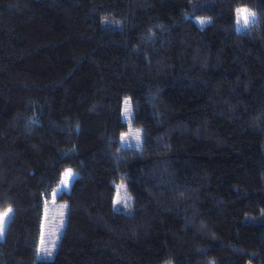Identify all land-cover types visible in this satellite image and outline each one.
<instances>
[{"label":"trees","instance_id":"16d2710c","mask_svg":"<svg viewBox=\"0 0 264 264\" xmlns=\"http://www.w3.org/2000/svg\"><path fill=\"white\" fill-rule=\"evenodd\" d=\"M240 8L254 20L238 30ZM127 126L138 148L119 145ZM64 169L76 177L41 257ZM9 209L0 264L88 251L98 264H264V0H0Z\"/></svg>","mask_w":264,"mask_h":264},{"label":"rangeland","instance_id":"374dc122","mask_svg":"<svg viewBox=\"0 0 264 264\" xmlns=\"http://www.w3.org/2000/svg\"><path fill=\"white\" fill-rule=\"evenodd\" d=\"M242 9V8H240ZM247 14V11L245 15ZM250 20V18H249ZM195 23L204 24L207 20L203 19H195ZM204 23H201V22ZM237 28L244 27L243 20L237 14ZM240 26V27H239ZM128 100L125 99L122 101V118L124 122L127 124L129 119L131 118V111ZM127 109V111H126ZM137 133L138 137L137 138ZM119 145L123 147H131V148H138L141 145V131L136 128H132L130 126L126 127V130L120 134L119 137ZM71 169H64L60 175L58 185L52 190L50 194L49 200L44 205L43 217H42V224H41V231H40V239H39V246H38V253L41 257H47L45 255V251L50 252L53 250L54 243L56 242L58 235L61 231L64 216H65V206L61 202H56L55 199L58 195L54 196L53 194L57 192L58 189L62 186V181L66 179L65 172ZM73 174L75 172L71 170ZM76 177V174H75ZM73 179L70 180L67 188L61 192L66 193L69 189L70 183ZM120 185L116 186V190ZM60 193V194H61ZM120 197V191L117 194V198ZM2 215V214H0ZM8 220V219H7ZM79 264H98V254L92 251L86 252L84 258ZM236 264H245V261L242 258L237 259Z\"/></svg>","mask_w":264,"mask_h":264},{"label":"snow or ice","instance_id":"6c2138e0","mask_svg":"<svg viewBox=\"0 0 264 264\" xmlns=\"http://www.w3.org/2000/svg\"><path fill=\"white\" fill-rule=\"evenodd\" d=\"M237 13H238V16L242 18V20H243V24H244L245 26L250 22V21H249V18H250V17L254 20V14L248 12V13L245 15V13H246V10H245V9H238V10H237ZM201 23H204V22L202 21ZM238 30H239V29H238ZM126 111H127V109H126ZM137 138H139V137H138V133H137ZM64 175H65L66 179H64V180L62 181V186H61V188L58 189L57 192H55V193L53 194L54 196L59 195L61 192H63V191L67 188V186H68L70 180H71V179H75V174H73V173L71 172V170H67V171L65 172ZM11 211H12V210L9 209L8 211H6V212H4L2 215H0V238H2L3 233H4V231L6 230L7 219H10V217H11ZM45 255H46V256H50L51 253L45 251Z\"/></svg>","mask_w":264,"mask_h":264}]
</instances>
